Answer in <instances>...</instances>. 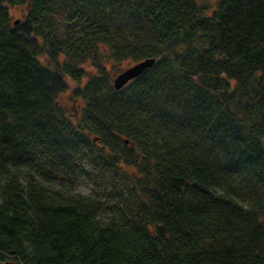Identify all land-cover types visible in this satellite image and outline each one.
<instances>
[{
  "label": "trees",
  "instance_id": "1",
  "mask_svg": "<svg viewBox=\"0 0 264 264\" xmlns=\"http://www.w3.org/2000/svg\"><path fill=\"white\" fill-rule=\"evenodd\" d=\"M203 1L0 0V258L264 264V0Z\"/></svg>",
  "mask_w": 264,
  "mask_h": 264
},
{
  "label": "rangeland",
  "instance_id": "2",
  "mask_svg": "<svg viewBox=\"0 0 264 264\" xmlns=\"http://www.w3.org/2000/svg\"><path fill=\"white\" fill-rule=\"evenodd\" d=\"M203 3L211 6H215L216 0H204ZM27 7L25 5L13 6L10 7L11 19L13 21L21 20L24 18ZM44 60V58H42ZM131 61H120L114 62L112 64H108L109 70L111 73H117L119 70H122L129 65H131ZM87 74L80 82L74 81L72 79L67 78L68 89L64 91L59 96V103L63 108L64 115L69 117L73 122H76L81 114L82 107L84 106V101L78 97L73 98L72 89L77 86L85 85L88 76L92 73H95V68L87 65L86 67ZM130 172H133V168L128 169ZM93 174V173H92ZM111 181H105L102 178L96 177L95 175H82V176H74L68 182V185L72 187L75 191L82 194H91L97 197H105L110 192Z\"/></svg>",
  "mask_w": 264,
  "mask_h": 264
},
{
  "label": "water",
  "instance_id": "3",
  "mask_svg": "<svg viewBox=\"0 0 264 264\" xmlns=\"http://www.w3.org/2000/svg\"><path fill=\"white\" fill-rule=\"evenodd\" d=\"M18 20L15 21L17 23ZM155 62L154 57H146L144 59L138 60L128 67L120 70L117 75L113 79V87L115 89L122 88L126 83H128L131 79L140 75L146 68L150 67ZM3 264H12L7 261Z\"/></svg>",
  "mask_w": 264,
  "mask_h": 264
},
{
  "label": "flooded vegetation",
  "instance_id": "4",
  "mask_svg": "<svg viewBox=\"0 0 264 264\" xmlns=\"http://www.w3.org/2000/svg\"><path fill=\"white\" fill-rule=\"evenodd\" d=\"M7 261L11 262L12 264H16V262L13 260L12 255H5L3 258H0V264H3Z\"/></svg>",
  "mask_w": 264,
  "mask_h": 264
}]
</instances>
